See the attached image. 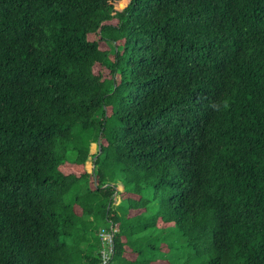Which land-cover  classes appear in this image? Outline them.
<instances>
[{"label":"trees","instance_id":"obj_1","mask_svg":"<svg viewBox=\"0 0 264 264\" xmlns=\"http://www.w3.org/2000/svg\"><path fill=\"white\" fill-rule=\"evenodd\" d=\"M111 223L109 264H264V0H0V264Z\"/></svg>","mask_w":264,"mask_h":264},{"label":"built area","instance_id":"obj_2","mask_svg":"<svg viewBox=\"0 0 264 264\" xmlns=\"http://www.w3.org/2000/svg\"><path fill=\"white\" fill-rule=\"evenodd\" d=\"M117 227L114 224H109L108 228H102L99 232L101 249L100 260L98 264H109L113 255V237L117 233Z\"/></svg>","mask_w":264,"mask_h":264},{"label":"rangeland","instance_id":"obj_3","mask_svg":"<svg viewBox=\"0 0 264 264\" xmlns=\"http://www.w3.org/2000/svg\"><path fill=\"white\" fill-rule=\"evenodd\" d=\"M96 151H97V146L95 144H92L90 146V155L91 156L94 155ZM92 167H93V161H92V157H90L85 163V169L88 173H90ZM121 189H122L121 185H117V190L120 191ZM118 202H119V197L116 196V203L113 206H116Z\"/></svg>","mask_w":264,"mask_h":264}]
</instances>
